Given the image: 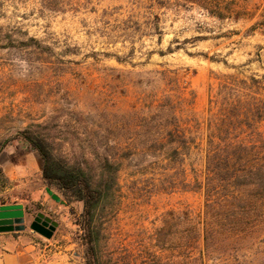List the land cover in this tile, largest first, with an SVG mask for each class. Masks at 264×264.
<instances>
[{
    "label": "rangeland",
    "instance_id": "rangeland-1",
    "mask_svg": "<svg viewBox=\"0 0 264 264\" xmlns=\"http://www.w3.org/2000/svg\"><path fill=\"white\" fill-rule=\"evenodd\" d=\"M201 1L0 0V201L25 206L26 228L56 221L81 264L83 202L46 185L27 130L97 173L105 157L118 168L95 219L99 264H264V229L203 255L205 199L184 191L205 177L216 76L264 78V0H219L223 19ZM184 128L191 152L173 158Z\"/></svg>",
    "mask_w": 264,
    "mask_h": 264
},
{
    "label": "trees",
    "instance_id": "trees-1",
    "mask_svg": "<svg viewBox=\"0 0 264 264\" xmlns=\"http://www.w3.org/2000/svg\"><path fill=\"white\" fill-rule=\"evenodd\" d=\"M211 1L217 4L212 5L213 9L205 7L210 16L223 19L234 13L228 11L229 15L225 14L219 0ZM152 24L147 23V26H154ZM136 25L141 28L139 21ZM152 28L159 34L160 42L159 23ZM116 59L120 61L119 57ZM216 78L217 83L215 87L211 86L208 99L205 177L203 181L196 179L194 184L184 185V191L201 192L205 199L201 220L203 255L218 252V242L264 229V93L260 91L264 78L255 74L244 79L236 74H221ZM176 126L181 125L176 123ZM175 132L176 129L168 130L171 140L175 138ZM24 139L42 158V176L46 185L56 187L67 201L83 202L78 224L87 250L85 264H99L96 257L93 260L98 240L95 219L102 202L114 193L118 168L105 157L101 159L102 172L97 173L88 167L87 162L74 160L56 147L54 151L46 138L29 130ZM189 139L184 128L180 144L171 149L173 158L190 154V148L183 149ZM160 146L164 147V144ZM3 177L0 166V179ZM8 203H11L8 199L0 201V204ZM193 231L190 229L189 238Z\"/></svg>",
    "mask_w": 264,
    "mask_h": 264
},
{
    "label": "crops",
    "instance_id": "crops-1",
    "mask_svg": "<svg viewBox=\"0 0 264 264\" xmlns=\"http://www.w3.org/2000/svg\"><path fill=\"white\" fill-rule=\"evenodd\" d=\"M57 231L50 238L40 237L32 228L0 232V264H81L72 245L55 239Z\"/></svg>",
    "mask_w": 264,
    "mask_h": 264
},
{
    "label": "water",
    "instance_id": "water-1",
    "mask_svg": "<svg viewBox=\"0 0 264 264\" xmlns=\"http://www.w3.org/2000/svg\"><path fill=\"white\" fill-rule=\"evenodd\" d=\"M47 192L57 201L60 197L52 189L47 188ZM49 223L51 225L49 226ZM58 223L39 213L30 224V227L45 237H51ZM49 226V227H47ZM26 229V210L22 203H10L0 205V232H13Z\"/></svg>",
    "mask_w": 264,
    "mask_h": 264
}]
</instances>
